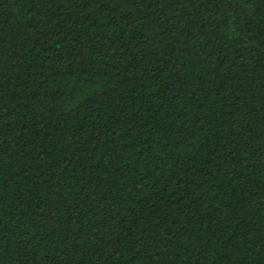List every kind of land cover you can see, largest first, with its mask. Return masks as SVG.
<instances>
[{
    "label": "trees",
    "instance_id": "obj_1",
    "mask_svg": "<svg viewBox=\"0 0 264 264\" xmlns=\"http://www.w3.org/2000/svg\"><path fill=\"white\" fill-rule=\"evenodd\" d=\"M0 264H264V0H0Z\"/></svg>",
    "mask_w": 264,
    "mask_h": 264
},
{
    "label": "snow or ice",
    "instance_id": "obj_2",
    "mask_svg": "<svg viewBox=\"0 0 264 264\" xmlns=\"http://www.w3.org/2000/svg\"><path fill=\"white\" fill-rule=\"evenodd\" d=\"M237 7H239V5H237Z\"/></svg>",
    "mask_w": 264,
    "mask_h": 264
}]
</instances>
